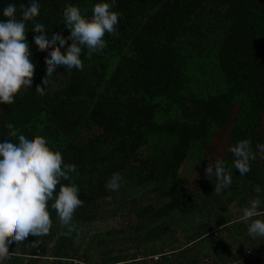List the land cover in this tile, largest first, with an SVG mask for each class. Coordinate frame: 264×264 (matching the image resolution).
Returning <instances> with one entry per match:
<instances>
[{
  "label": "trees",
  "instance_id": "16d2710c",
  "mask_svg": "<svg viewBox=\"0 0 264 264\" xmlns=\"http://www.w3.org/2000/svg\"><path fill=\"white\" fill-rule=\"evenodd\" d=\"M29 2L0 0V20L7 19L2 12L9 4L21 19L20 5ZM97 2L39 0V15L25 21L34 76L13 104L0 105V139H15L8 123L17 134L46 137L64 163L77 165L71 180L84 205L74 213L78 233L65 235L49 207L50 234L9 241L12 257L3 264H199L205 258L223 264L254 249L258 255L246 264H264V238L249 237L241 220L242 209L256 198L254 187L264 188L256 149L264 144V0H116L118 35L106 34V47L91 57L84 49L83 70L59 66L47 85L50 48L35 45L33 25L67 37L65 6L91 17ZM38 83L46 87L43 94ZM243 139L257 158L246 175L234 168L232 184L218 195L205 168L218 159L230 165L235 158L229 146ZM189 156L202 164L191 194L180 174ZM115 172L123 183L110 191L105 184ZM131 217L128 228L113 223ZM258 218L264 219V210ZM105 223L111 229L100 231ZM187 224V243L176 247L166 229L181 234ZM145 228L151 231L141 240ZM155 232L162 241L156 250L138 249Z\"/></svg>",
  "mask_w": 264,
  "mask_h": 264
},
{
  "label": "clouds",
  "instance_id": "9594fccd",
  "mask_svg": "<svg viewBox=\"0 0 264 264\" xmlns=\"http://www.w3.org/2000/svg\"><path fill=\"white\" fill-rule=\"evenodd\" d=\"M115 6L116 0H100L94 3L92 15L88 17L77 6L67 4L62 13L63 23L69 30L67 37L56 28L49 34L43 23L33 25L35 45L42 51L50 48L45 55L43 76L47 85L59 66L63 65L67 70H83L81 57L84 49L91 57L106 47V34L118 35L121 14L113 10ZM20 8L21 19L16 18V5L9 4L2 12L7 19L0 20V105L13 104L22 88H31L34 76L35 64L26 38L25 21L39 15V0H30L27 6L22 4ZM61 48L65 49L64 52ZM36 91L43 94L46 87L38 83ZM7 128L12 130L8 136L15 139H0V264L10 254L9 241L17 244L30 234L37 238L50 234L53 221L49 207L55 210L60 223L66 227L65 235L78 233L74 213L84 205V200L78 196L80 188L71 180L73 173L78 175L77 165L64 163L62 153L53 150L46 137L17 134L12 123H8ZM256 149L264 154V144H257ZM228 150L235 158L230 165L218 159L205 168V174L218 195L232 184L234 168L241 176L246 175L251 170L250 162L257 158L248 139L236 142ZM122 183L121 174L115 172L105 187L118 191ZM254 191L256 198L242 209L241 220L249 237L264 238V219L258 218L264 210V188L256 185ZM35 245L37 241L33 242Z\"/></svg>",
  "mask_w": 264,
  "mask_h": 264
},
{
  "label": "rangeland",
  "instance_id": "374dc122",
  "mask_svg": "<svg viewBox=\"0 0 264 264\" xmlns=\"http://www.w3.org/2000/svg\"><path fill=\"white\" fill-rule=\"evenodd\" d=\"M259 160L261 162V165L263 166L264 165V154H261ZM201 171H202V164H201L200 160L194 156H189L187 158V160L184 162V164L182 165L181 170H180V174H181L182 178L184 179V188H185L187 193L191 194L193 192V190L195 189L194 182H195V179L199 175H201ZM193 221H195L197 223L200 222L198 218H196ZM133 222H134V217L126 218V219H117V220L113 221L115 226H117L119 228H123V227L128 228ZM191 226H192L191 224H189V225L187 224V230L183 229L181 234L178 232L179 229L176 230L175 227H172V230H170L168 228L166 229V231L171 232V235H172L173 239L175 240L174 244L176 247H179L180 245H186V243H187L186 235H187V233L191 232ZM110 227H112V225H110L108 223L100 224L99 230L105 231L107 229H111ZM177 228H179V227H177ZM150 231H149V228L143 229V231H142L143 235H142L141 240H143V239L146 240L147 237H145V235H148L150 233ZM155 233H158V234H152L153 236L150 235V240L144 244V247H142L140 245H136V246H138V249L144 248V252L150 251L151 249L156 250V248H155L156 245L158 246L159 244L162 243V241L157 238L161 235V233L160 232H155ZM181 243H183V244H181ZM126 244L132 246V243H130V242H128ZM110 246H111V244H110ZM147 247H149V248H147ZM114 248H116V247H114ZM195 249L196 248L190 249L188 251V255H191L192 253H190V252L191 251L194 252ZM239 254L240 253H237V255H239ZM251 258H253V257H251Z\"/></svg>",
  "mask_w": 264,
  "mask_h": 264
},
{
  "label": "built area",
  "instance_id": "2783aa9c",
  "mask_svg": "<svg viewBox=\"0 0 264 264\" xmlns=\"http://www.w3.org/2000/svg\"><path fill=\"white\" fill-rule=\"evenodd\" d=\"M257 254H254V252L250 251L248 254H244V253H240L239 255H236L235 257L231 258L230 260H228L227 262L223 263V264H242L244 262H246L247 260L252 259L251 257H255L257 256ZM9 258L12 257V254L10 253ZM160 255H157L156 258H160ZM44 259H48L50 263L55 261V257L54 256H49V257H45V256H40V260H44ZM199 264H216L211 258H205L201 263Z\"/></svg>",
  "mask_w": 264,
  "mask_h": 264
},
{
  "label": "crops",
  "instance_id": "0c3cea01",
  "mask_svg": "<svg viewBox=\"0 0 264 264\" xmlns=\"http://www.w3.org/2000/svg\"><path fill=\"white\" fill-rule=\"evenodd\" d=\"M255 251H254V254H257L258 253V251H257V249H254ZM250 252V251H249ZM249 252H246V251H241V253H244V254H248ZM158 255V254H157ZM157 255H155V256H157ZM142 256L143 255H140V258L139 259H142ZM256 257V256H255ZM150 259V258H149ZM153 263V262H152ZM242 264H246V262H244V263H242Z\"/></svg>",
  "mask_w": 264,
  "mask_h": 264
}]
</instances>
